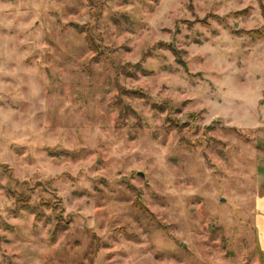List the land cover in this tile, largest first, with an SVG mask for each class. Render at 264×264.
I'll return each instance as SVG.
<instances>
[{
	"label": "rangeland",
	"instance_id": "1",
	"mask_svg": "<svg viewBox=\"0 0 264 264\" xmlns=\"http://www.w3.org/2000/svg\"><path fill=\"white\" fill-rule=\"evenodd\" d=\"M262 5L0 0V264H264Z\"/></svg>",
	"mask_w": 264,
	"mask_h": 264
},
{
	"label": "trees",
	"instance_id": "2",
	"mask_svg": "<svg viewBox=\"0 0 264 264\" xmlns=\"http://www.w3.org/2000/svg\"><path fill=\"white\" fill-rule=\"evenodd\" d=\"M244 12L245 11L235 12V15L244 14ZM261 13H262L263 21H264V5L261 6ZM248 35H250L253 38H257V39L264 38V24L262 28L260 29H254V30L248 31ZM24 208H28V205L25 204Z\"/></svg>",
	"mask_w": 264,
	"mask_h": 264
}]
</instances>
